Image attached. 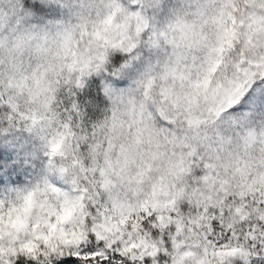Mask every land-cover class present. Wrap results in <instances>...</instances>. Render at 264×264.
<instances>
[{"label": "snow or ice", "instance_id": "snow-or-ice-1", "mask_svg": "<svg viewBox=\"0 0 264 264\" xmlns=\"http://www.w3.org/2000/svg\"><path fill=\"white\" fill-rule=\"evenodd\" d=\"M0 107V264H264V0H0Z\"/></svg>", "mask_w": 264, "mask_h": 264}, {"label": "rangeland", "instance_id": "rangeland-1", "mask_svg": "<svg viewBox=\"0 0 264 264\" xmlns=\"http://www.w3.org/2000/svg\"><path fill=\"white\" fill-rule=\"evenodd\" d=\"M7 111L0 107V153L10 155V163H15L20 171L28 170L22 177L25 180L54 178L56 165L51 156L50 132L30 122H9L4 117Z\"/></svg>", "mask_w": 264, "mask_h": 264}]
</instances>
